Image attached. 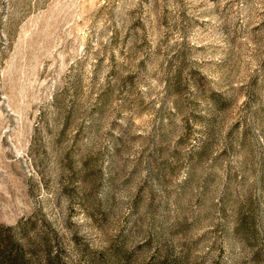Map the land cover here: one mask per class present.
<instances>
[{"label":"rangeland","instance_id":"1","mask_svg":"<svg viewBox=\"0 0 264 264\" xmlns=\"http://www.w3.org/2000/svg\"><path fill=\"white\" fill-rule=\"evenodd\" d=\"M66 264H264V0H0V224Z\"/></svg>","mask_w":264,"mask_h":264},{"label":"trees","instance_id":"2","mask_svg":"<svg viewBox=\"0 0 264 264\" xmlns=\"http://www.w3.org/2000/svg\"><path fill=\"white\" fill-rule=\"evenodd\" d=\"M0 264H66L60 247L32 220L0 224Z\"/></svg>","mask_w":264,"mask_h":264}]
</instances>
